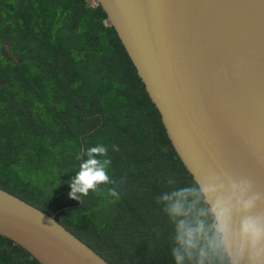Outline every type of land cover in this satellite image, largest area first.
Here are the masks:
<instances>
[{
	"label": "trees",
	"instance_id": "16d2710c",
	"mask_svg": "<svg viewBox=\"0 0 264 264\" xmlns=\"http://www.w3.org/2000/svg\"><path fill=\"white\" fill-rule=\"evenodd\" d=\"M106 18L92 0H0V187L55 215L112 264H176L162 198L199 186ZM101 144L114 183L71 198L85 151ZM0 264L40 262L0 234Z\"/></svg>",
	"mask_w": 264,
	"mask_h": 264
},
{
	"label": "water",
	"instance_id": "95a60500",
	"mask_svg": "<svg viewBox=\"0 0 264 264\" xmlns=\"http://www.w3.org/2000/svg\"><path fill=\"white\" fill-rule=\"evenodd\" d=\"M121 39L166 133L231 228L264 217V0H92ZM246 183L236 203L234 184ZM0 234L40 264H112L49 214L0 187ZM229 264L256 262L233 245Z\"/></svg>",
	"mask_w": 264,
	"mask_h": 264
},
{
	"label": "clouds",
	"instance_id": "9594fccd",
	"mask_svg": "<svg viewBox=\"0 0 264 264\" xmlns=\"http://www.w3.org/2000/svg\"><path fill=\"white\" fill-rule=\"evenodd\" d=\"M118 151V146H113ZM108 149L104 145L88 148L84 153L79 170L70 181L69 196L81 200L90 191H96L101 184L114 183L108 174L111 164ZM233 194L237 196L236 203L244 210L255 207L256 197L244 199L248 191L246 183L234 184ZM210 187L183 188L166 194V211L175 221L176 241L178 247L173 249L176 264H183L185 256L191 259L197 257L195 264H228L233 245L241 252L245 249L252 254L254 261L264 260V217L246 215L241 219L239 229L233 233L231 228L232 202L218 199L214 204H208ZM109 194L119 199L120 193L111 188ZM189 197L195 199L189 200ZM202 205L197 207V205Z\"/></svg>",
	"mask_w": 264,
	"mask_h": 264
},
{
	"label": "flooded vegetation",
	"instance_id": "af4514ba",
	"mask_svg": "<svg viewBox=\"0 0 264 264\" xmlns=\"http://www.w3.org/2000/svg\"><path fill=\"white\" fill-rule=\"evenodd\" d=\"M1 31H2V30H0V32H1ZM4 43H5V44H4ZM4 43H3V44L5 45V47H3L4 54L10 59V58H11V57H10L11 54H10L9 51H8L10 45H9L8 42H5V41H4ZM5 48H6V49H5ZM18 55H19V54H13V57H18Z\"/></svg>",
	"mask_w": 264,
	"mask_h": 264
}]
</instances>
